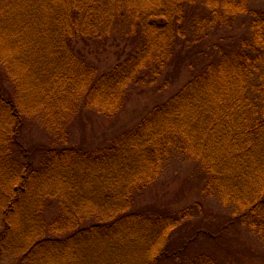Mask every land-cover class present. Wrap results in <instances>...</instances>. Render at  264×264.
Returning <instances> with one entry per match:
<instances>
[{
    "label": "trees",
    "instance_id": "1",
    "mask_svg": "<svg viewBox=\"0 0 264 264\" xmlns=\"http://www.w3.org/2000/svg\"><path fill=\"white\" fill-rule=\"evenodd\" d=\"M39 1L19 5L22 25L14 14L0 39V264H233L232 230L259 239L264 256V13L249 0ZM241 17H251L249 39L206 55L134 128L72 141L75 121L116 118L132 87L156 85L169 67L195 69L205 41ZM82 42L129 52L100 72L76 51ZM28 123L51 142L25 145ZM180 159L228 213L217 232L200 223L177 238L197 210L148 199ZM204 237L221 252L198 249Z\"/></svg>",
    "mask_w": 264,
    "mask_h": 264
},
{
    "label": "rangeland",
    "instance_id": "2",
    "mask_svg": "<svg viewBox=\"0 0 264 264\" xmlns=\"http://www.w3.org/2000/svg\"><path fill=\"white\" fill-rule=\"evenodd\" d=\"M39 0H16V4H12V0L6 2V0H0V16L5 20V26L0 28V39H5L9 34L4 27L9 30L10 26L6 25L10 23V19L16 14V9H19V5L26 8V5L31 6L32 3H36ZM40 2V1H39ZM251 10L260 11L264 13V0H249ZM28 8V7H27ZM21 14L15 15V21L13 24L18 27L22 25ZM19 18V19H17ZM251 21V17H241L229 31H221L210 37L205 41L207 45L204 46L195 56L196 67L190 68L188 65L182 67L179 75L172 76L174 69L169 67L166 69L159 79L156 85H147L145 87H132L128 93L127 104L123 111L114 119H106L100 117L96 113H92L89 116L84 117L81 121H75L71 128V138L75 144H79L82 140H87L90 143H101L106 139L122 134L134 128L151 110L155 107L162 105L179 92L194 76V70L200 69L205 61L209 60L206 55L217 56L220 52H226L231 49L241 46L243 41L249 39L248 26ZM16 27V26H15ZM22 36L31 37L30 30H21ZM217 47L218 51L212 53V49ZM76 51L84 56L89 62L95 64L100 72H109L117 64H119L125 56L128 54V48L126 43L118 42L111 46L104 47L99 43H77L75 45ZM199 50V48L197 49ZM197 63H199L197 65ZM25 131L22 135L25 145L28 147H34L39 144H48L51 142L46 131H43L41 126L32 123H28ZM183 161V162H182ZM198 167L197 165L188 162L186 159L175 160L168 168L166 174L162 178L160 184L156 186L149 200L160 202L166 206H172L176 210H182L184 208H190V211L194 212L196 216L189 224L180 229L176 237L182 238L185 232L192 230L194 226L197 229H206L207 231L217 232L220 224L223 223L225 216L228 213L219 205V203L211 198H207L202 195L201 188H199L198 182ZM198 207V209H197ZM53 211V210H52ZM50 212V211H49ZM201 223V224H200ZM228 238H238L239 240L232 244V253L235 254L234 258H230L229 261L233 264H264V257L262 255L263 249L260 245L261 242L257 238H251L247 233H238L237 230L231 231ZM227 239L224 242H227ZM223 241V239H222ZM221 241V243H222ZM218 244L208 240L204 237L199 247H210L219 252L217 248ZM227 253L231 254L230 246L226 247ZM195 249L191 252H194ZM194 254V253H192ZM192 254H187V261L191 259ZM226 254V252H224ZM253 254L260 259L257 260L253 257ZM223 255V254H222ZM12 260H6L2 264H11Z\"/></svg>",
    "mask_w": 264,
    "mask_h": 264
}]
</instances>
